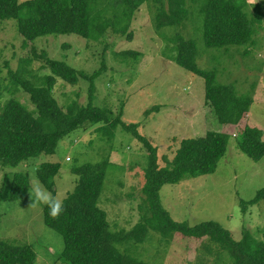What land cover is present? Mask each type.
Instances as JSON below:
<instances>
[{
    "label": "rangeland",
    "instance_id": "374dc122",
    "mask_svg": "<svg viewBox=\"0 0 264 264\" xmlns=\"http://www.w3.org/2000/svg\"><path fill=\"white\" fill-rule=\"evenodd\" d=\"M27 1L30 0H21V3ZM246 1L250 15L254 14L256 6L263 8L255 44L230 47L228 51L207 49L202 18L198 17L201 0H186L191 18L184 27L161 30H157L155 22L160 4L146 0L130 29L133 41L114 32H109L99 42L76 35L55 34L35 41L37 49L48 52L51 59L65 62L88 75L98 71L103 62L107 64V71L95 82L93 105L110 109L115 115L124 108V123L140 126L139 133L158 148L162 169H172L183 140L201 138L211 131L231 134L227 154L214 174L167 185L161 191V200L175 221L191 227L217 222L237 241L243 238L245 230L256 239L264 240V202L249 207L246 214L241 206L242 201L253 200L264 189V159L255 162L240 150L242 126H224L218 121L214 111L205 105L204 79L170 59L175 45L170 39L183 36L195 41L200 52L197 64L201 69L215 70L219 83L234 85L239 95L251 96L254 103L245 123L264 132V0ZM163 3L168 6L169 0ZM105 5L100 1L99 8ZM109 8L116 9L112 5ZM26 14L23 10L22 17ZM23 40L15 20L0 21V85L3 88L0 104L3 106L10 99H16L34 110L29 95L17 87L13 79L22 69L26 55ZM123 51L139 52L142 57L125 62L116 55ZM40 66V62L29 66L27 79L37 82L50 74L49 71L41 72ZM89 87L90 82L83 79L77 86L58 79L54 96L65 108L74 101L86 105ZM156 106L158 111L146 114ZM96 130L73 132L59 143L54 154H41L17 167L0 166V190L5 178H12L16 173L29 174L31 181V189L23 200L0 203V241L33 245L38 255L36 264H64L58 261L64 247L63 237L44 224L45 205L31 204L35 199L34 194L31 196L35 187L53 197L38 179L37 170L42 164H60L54 182L56 199L63 202L79 180L73 173L74 167L100 163L108 158L112 166L107 171L99 207L107 213L111 230L130 231L148 217L143 193L147 148L122 127L112 142L103 139ZM195 241L197 239L179 234L166 239L150 231L145 243H132L119 249L149 264H234L230 253L211 244L208 238Z\"/></svg>",
    "mask_w": 264,
    "mask_h": 264
},
{
    "label": "trees",
    "instance_id": "16d2710c",
    "mask_svg": "<svg viewBox=\"0 0 264 264\" xmlns=\"http://www.w3.org/2000/svg\"><path fill=\"white\" fill-rule=\"evenodd\" d=\"M100 1L106 3L99 8ZM155 18L157 30L185 26L190 21L191 11L186 0H163ZM146 0H0V21L15 20L18 31L24 38L26 51L22 69L13 76L17 87L30 97L34 110H29L16 99L0 104V166L17 167L30 158L41 154H54L59 143L79 129L96 128L103 139L112 142L119 127L132 133L142 142L149 153L145 171L143 193L146 197V219L130 231H112L107 213L99 207L105 179L111 161L107 158L96 164H84L73 168L79 177L75 190L63 201L65 211L53 218L45 205L44 224L63 237L64 247L58 261L64 264H149L122 252L119 247L146 242L150 231L170 239L175 234L205 241L208 238L221 250L230 253L234 264H264V240L256 239L247 230L237 241L231 232L217 222H205L194 227L177 222L164 207L161 191L167 185H177L189 178H199L216 172L219 162L228 151L230 135L227 132H208L204 137L186 139L181 143L173 160L172 169L159 165L158 148L139 133V125H127L123 121L124 108L118 114L107 108L93 105L96 95V80L107 71V64L92 75L78 71L67 63L49 57L39 51L35 41L49 35H76L88 41L99 42L109 32L134 40L131 26L137 11ZM110 5L116 9H110ZM246 0H201L198 17L203 22V37L207 49L228 51L230 47H245L255 44L254 37L261 27L262 6H256L253 15L247 12ZM117 8H121L118 10ZM23 10L27 11L22 17ZM108 15H113L108 18ZM174 60L183 69L198 75L205 82V105L210 107L224 126L241 127L240 150L255 162L264 159V132L252 128L248 118L254 100L251 96L239 95L234 85L218 82L215 70H203L197 60L200 52L197 43L183 36L170 39ZM33 44H32V43ZM123 61H137L142 55L135 51L116 54ZM176 55V56H175ZM40 62V71L50 74L37 82L25 76L28 67ZM58 79L77 86L81 79L90 82L89 102L81 105L74 101L66 108L54 96ZM3 88L0 85V101ZM156 106L146 112L158 111ZM60 164H42L37 170L41 184L56 199L54 179L60 172ZM31 189L30 176L16 173L5 178L0 190V203H15L23 200ZM264 202V189L249 201L241 202L243 213L249 207ZM180 238V237H179ZM264 239V236H263ZM214 246V245H213ZM37 252L33 245H14L0 241V264H36Z\"/></svg>",
    "mask_w": 264,
    "mask_h": 264
},
{
    "label": "clouds",
    "instance_id": "9594fccd",
    "mask_svg": "<svg viewBox=\"0 0 264 264\" xmlns=\"http://www.w3.org/2000/svg\"><path fill=\"white\" fill-rule=\"evenodd\" d=\"M33 194L35 199L31 204L41 203L46 205L48 208V214L51 217L58 218L65 211V207L62 201L55 199L48 192L43 191L41 188L35 187L31 196Z\"/></svg>",
    "mask_w": 264,
    "mask_h": 264
}]
</instances>
